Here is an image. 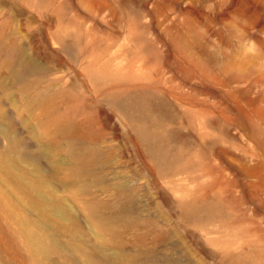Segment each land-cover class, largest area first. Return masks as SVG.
<instances>
[{
	"label": "rangeland",
	"instance_id": "374dc122",
	"mask_svg": "<svg viewBox=\"0 0 264 264\" xmlns=\"http://www.w3.org/2000/svg\"><path fill=\"white\" fill-rule=\"evenodd\" d=\"M0 111L137 264H264V0H0Z\"/></svg>",
	"mask_w": 264,
	"mask_h": 264
},
{
	"label": "bare ground",
	"instance_id": "6f19581e",
	"mask_svg": "<svg viewBox=\"0 0 264 264\" xmlns=\"http://www.w3.org/2000/svg\"><path fill=\"white\" fill-rule=\"evenodd\" d=\"M13 73L20 75L16 69ZM1 121L6 147L0 156V233L23 264H137L116 238L118 219L102 216L96 206L87 205L81 222L71 206L60 207L61 199L48 185L50 176L39 165L40 157H46L50 166L54 163L46 155L48 144L35 137L38 154L31 156L12 125ZM138 132L162 163L172 160L161 134L146 125H140ZM209 209L206 205L203 211Z\"/></svg>",
	"mask_w": 264,
	"mask_h": 264
}]
</instances>
